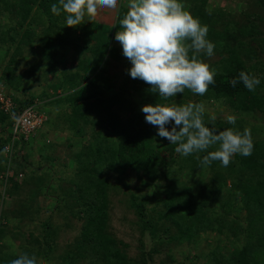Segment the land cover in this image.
Masks as SVG:
<instances>
[{"label":"trees","instance_id":"16d2710c","mask_svg":"<svg viewBox=\"0 0 264 264\" xmlns=\"http://www.w3.org/2000/svg\"><path fill=\"white\" fill-rule=\"evenodd\" d=\"M183 3L208 28L214 55L200 58L217 74L203 96L186 89L164 100L130 77L131 63L114 39L128 6L98 7L111 24L96 15L67 26L63 13L51 12L59 0H0V78L17 90L13 112L0 109V264L20 253L30 264H264V0ZM72 56L76 68L68 66ZM38 71L62 76L40 81ZM240 71L262 78L255 91L230 85ZM25 79L38 81V99L54 111L24 94ZM157 102L203 103L206 121L209 104L225 106L239 130L251 131L252 155L200 167L197 155L206 153L183 157L177 144L158 145V129L141 111ZM33 106L48 116L29 134L40 138L37 146L15 132V119ZM216 127L232 126L216 118ZM57 129L62 134L47 140ZM61 146L68 156L58 154ZM114 196H122L125 220L138 233L135 255L114 227Z\"/></svg>","mask_w":264,"mask_h":264},{"label":"clouds","instance_id":"9594fccd","mask_svg":"<svg viewBox=\"0 0 264 264\" xmlns=\"http://www.w3.org/2000/svg\"><path fill=\"white\" fill-rule=\"evenodd\" d=\"M118 2L121 0H59V7L52 4L51 12L54 15L63 13L67 26H78L85 17L93 19L98 7L115 9ZM120 27L122 30L116 32L114 39L131 63L130 77L150 85V91L159 98L168 100L184 94L186 89L203 96L209 85L215 83L217 70L200 58L201 53L212 57L215 45L207 38V26L186 9L183 0H128V11L120 20ZM261 79L240 71L229 83L233 88L242 83L251 92L261 84ZM6 96L16 106L12 96ZM37 101L40 104L42 100L37 98ZM13 108L7 112L0 103V109L7 113L13 112ZM141 111L145 122L158 128L156 136L177 144L175 151L183 157L206 153L202 158L197 155L200 167H208L214 161L227 167L234 156L248 157L253 153L251 131L248 128L239 130L233 115L225 118L226 124L232 127L219 129L215 116L205 120L203 103L157 102L142 106ZM169 124L171 130L167 127ZM214 146L215 150L210 151ZM11 264H30L28 254L20 253Z\"/></svg>","mask_w":264,"mask_h":264},{"label":"rangeland","instance_id":"374dc122","mask_svg":"<svg viewBox=\"0 0 264 264\" xmlns=\"http://www.w3.org/2000/svg\"><path fill=\"white\" fill-rule=\"evenodd\" d=\"M125 1H128V0H121L120 4L121 3L123 4ZM237 5H238V3H236V2H231V4H230L231 8L237 7ZM34 48H35V53H37V51L38 52L40 51L38 49V47L35 46ZM39 54H37V55H39ZM30 56H31V54H30ZM71 58H72L71 59V63L68 66L72 65L73 68H76L75 65L78 62V58H76L74 56H72ZM27 59H29V58H26V60ZM66 61H67V59H66ZM32 62H33V60L31 59V63ZM34 63H35V66L37 68V62H34ZM40 64L42 65V63H40V61H39L38 62V65H40ZM39 68H40V66H39ZM22 71L23 70L21 69V72ZM58 71H59V69H58ZM1 73H2V69L0 68V77H1ZM38 74L40 76V81H44V80L45 81L46 80L48 81L49 80L50 83L53 82V81H55V82L59 81V79H61V76H62V75H60V72L57 73V76L56 75H49L47 72H43L42 73L41 71H38ZM33 77L36 79V76L35 75ZM32 84H34V83H33V81H31V79L30 80L25 79L24 82H23V85H22V89L24 90V94L31 93V95L33 97L35 96V99L34 100L37 101V98H41L39 96L37 97V95H40L41 92L43 91V89H41L37 85L38 84V81H36V84L35 85L32 86ZM4 86H5V84H4V82H2V80L0 78V92L2 91V87H3L4 88L3 91H2V92H4L3 94L4 95L9 94V95L12 96V98H14L15 95H16V91L17 90H13L11 88L9 89L7 87L5 88ZM32 87H34V89ZM21 94H22V97H25L24 94H23V92L22 93H19V95H21ZM4 95H3V97H5ZM134 95L136 96L137 94H134ZM17 97H18V94H17ZM45 103H46V99H44V100H42L40 102V106H42L44 108H47L48 111L50 109L52 111H54V108H55V105L54 104L51 105V106L50 105H48V106L46 105V107H45V105H44ZM118 110L120 111V113L126 114L125 110H122V109H118ZM208 111H209V114L211 116H215L216 118L225 119L228 115H232L231 114V111L230 110H227L225 108V106H223V105H221V106H215V105L209 104L208 105ZM52 116H53L54 121L57 120V118H56V116L54 114ZM167 127L169 128V130H171V124L167 125ZM155 128L158 129L157 127H155ZM60 134H62V133H60V131L58 129L56 131H54V132L53 131H50V134L48 135V139L47 140H52V139H54L53 136H58ZM26 138H28V140H29L28 141L29 142L28 143L29 146H31L32 144L37 146L39 144V142H40V141H38L40 138H38L36 141H33V140L31 141V136H26ZM167 142H169V141H167V140H161L159 137H157V144L158 145H161V144L163 145L164 143H167ZM16 144L17 143H15L14 146H12V147H14V149L19 152L20 147L19 146L18 147H15ZM58 151H59L58 154H60L63 157V156H66V155L68 156L70 150H68L65 146H61V147H59ZM27 152H28V150L26 149V150H23L22 153H27ZM36 158L37 157L35 156L34 157L35 160H40L39 158H37V159ZM24 197H25V195L22 196V198H24ZM121 197L122 196H114V209H113V212H112V214H113V216H112L113 217V224H114V227H115L118 235L121 238L125 239L131 245V252H132V254L135 255L137 253V245H138V237L139 236H138V233H135V232H133V230L130 229V226L127 224L128 222L125 220V218H126V216H125V206H124V204H122V203L119 202V199ZM34 201L36 203H39V202L40 203H43L46 206L49 204V200H47V199L42 200V198L41 199L38 198V199H36ZM132 218H134L133 213H127V220H131ZM74 234H75V232L73 233V235ZM71 236H72V234L69 233V236H66L65 238L63 237L62 239L59 240V242H60V245H59V248L60 249H59V251L62 250L66 246L67 241L71 238ZM66 239H68V240H66ZM148 242H150V241H148ZM204 246L205 245H202V248ZM17 252L19 253L20 251L17 250ZM192 253L194 254V252H192ZM190 256L192 257L194 255L191 254Z\"/></svg>","mask_w":264,"mask_h":264},{"label":"built area","instance_id":"2783aa9c","mask_svg":"<svg viewBox=\"0 0 264 264\" xmlns=\"http://www.w3.org/2000/svg\"><path fill=\"white\" fill-rule=\"evenodd\" d=\"M120 1V0H118ZM3 92H0V103L2 104V108L5 111H10L14 106L12 100L4 95ZM15 132L21 131L25 133V136H29L31 132L40 128L47 120V116L41 113H37V110L33 107H28L24 109L18 118L15 119Z\"/></svg>","mask_w":264,"mask_h":264},{"label":"crops","instance_id":"0c3cea01","mask_svg":"<svg viewBox=\"0 0 264 264\" xmlns=\"http://www.w3.org/2000/svg\"><path fill=\"white\" fill-rule=\"evenodd\" d=\"M123 5L128 6V1H125V2L123 3ZM96 15L99 16L100 19H101V18L104 19V21H106V22L109 23V24L113 23V21H112V16L110 17L109 14H105L103 11H101L100 8L97 10V14H96ZM71 59H72V58L70 57V59H69V63H68V64L71 63ZM62 61H63V62H66L64 59H62ZM78 63H79V59H78L77 64H78Z\"/></svg>","mask_w":264,"mask_h":264}]
</instances>
